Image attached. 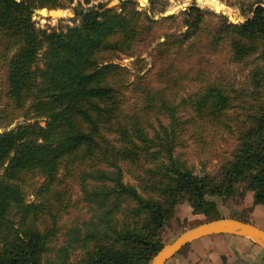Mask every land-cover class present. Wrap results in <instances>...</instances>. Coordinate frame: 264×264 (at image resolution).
Masks as SVG:
<instances>
[{
  "label": "trees",
  "instance_id": "obj_1",
  "mask_svg": "<svg viewBox=\"0 0 264 264\" xmlns=\"http://www.w3.org/2000/svg\"><path fill=\"white\" fill-rule=\"evenodd\" d=\"M64 1L0 0V125L45 118L0 131V264H148L177 203L214 218L215 197L245 188L264 204L261 0L247 2L251 17L240 22L185 8L184 28L161 34L176 14L155 19L133 0L76 8L80 29L37 26L34 8ZM141 44L152 45L149 66ZM121 55L142 68L133 73ZM211 129L234 144L214 171L197 173L175 149ZM27 172L47 181L33 201ZM79 200L102 211L82 232L62 223Z\"/></svg>",
  "mask_w": 264,
  "mask_h": 264
},
{
  "label": "rangeland",
  "instance_id": "obj_2",
  "mask_svg": "<svg viewBox=\"0 0 264 264\" xmlns=\"http://www.w3.org/2000/svg\"><path fill=\"white\" fill-rule=\"evenodd\" d=\"M121 0H65L64 5H56L63 8L65 11L60 17H49L37 13V17L33 18L36 21L37 26L55 27L69 31V28L77 27L80 29L79 21L75 17V9L79 7H89L104 3L105 6L114 2L113 5H118ZM137 7L147 12L152 18L158 19L163 15L174 13L176 18L173 20H166L160 28L156 29V32L161 34L163 31L183 29L181 22V11L191 6H198L203 10H209L216 13L224 14L232 22H240L251 17L252 11L251 6L247 5L244 0H217L220 6L217 4L204 3L205 0H133ZM215 1V0H214ZM264 6V0L260 2ZM46 6V5H44ZM46 6V7H56ZM112 6V5H111ZM36 7L35 9H39ZM233 10V11H232ZM68 13H71L68 14ZM207 25H210V20L216 19L210 15L206 16ZM163 39V36L158 38ZM152 45L141 44L137 47V51L141 52V56L147 62V66L151 64V57L147 55L148 50H151ZM45 48L41 49L40 53ZM135 56L121 55L119 58H115V61L121 63L123 66L128 67L133 73H136L142 68V64L134 62ZM217 59L219 62L225 61L226 58L223 55H218ZM43 60H39L41 66ZM225 64V63H224ZM140 65V66H139ZM144 70V69H143ZM2 78V70L0 68V79ZM135 98L129 97L127 100L128 104H132ZM30 116V115H29ZM37 121L41 125L45 124L44 117H25L24 115H17L11 120H6L0 125V131L8 130L16 124L21 122H32ZM224 130H207L202 133V142H194L188 137L184 144L176 147L175 152L180 155V159L185 160L189 166H192L194 171L197 173L202 170L209 172L214 171L220 160L229 156L231 148L234 144L233 134ZM186 136V135H185ZM124 179L127 181H133L132 177L125 173ZM24 183L22 184L23 195L26 201H33L41 197V190L47 186L45 175L39 173L27 172ZM241 189V187H240ZM243 193H237L235 195H229L225 197H215L218 205V213L221 215L234 216L249 221L264 228V204L254 203L253 192L250 189L242 188ZM214 198V197H213ZM102 211L93 204H87L86 201L79 200L72 207L69 208L67 213L63 215V222L66 227L72 226L79 230L84 231L87 226L97 224L101 219ZM207 219V216L203 213H193L189 204L184 201L177 203L174 208L173 216L167 221L164 228L162 229V237L164 242L170 241L174 238L181 230L192 226L202 220ZM74 233V231H73ZM76 234V233H74ZM213 238V237H208ZM221 238L215 247L209 241L206 243H199L197 250L191 247V243L184 246L178 253L177 258L183 254H187L190 249L194 253L195 264H214L209 257V252L213 258L219 260V264H227L238 259L239 254H259L264 259V249L253 242L249 237L238 236L231 233H223L218 236ZM59 240V239H58ZM205 240V239H204ZM231 242V243H230ZM233 243V246L231 245ZM59 244V243H58ZM75 245L76 241H72ZM197 244L194 242V245ZM256 253H255V251ZM237 254H236V253ZM210 254V255H211ZM49 256H52V252H48ZM250 256V255H249ZM172 260H175L172 259ZM173 262V261H170ZM257 263V262H256ZM194 264V263H192Z\"/></svg>",
  "mask_w": 264,
  "mask_h": 264
},
{
  "label": "water",
  "instance_id": "obj_3",
  "mask_svg": "<svg viewBox=\"0 0 264 264\" xmlns=\"http://www.w3.org/2000/svg\"><path fill=\"white\" fill-rule=\"evenodd\" d=\"M114 2L106 5L111 6ZM60 6L33 9L32 18L37 17V13L49 17H60ZM71 15V13H68ZM215 233H231L238 236L249 237L254 243L264 249V228L252 221L244 220L234 216L220 215L214 218H207L192 226L181 230L170 241L163 242L162 245L152 255L148 264H164L167 259L178 252L187 243L199 237L215 234Z\"/></svg>",
  "mask_w": 264,
  "mask_h": 264
},
{
  "label": "crops",
  "instance_id": "obj_4",
  "mask_svg": "<svg viewBox=\"0 0 264 264\" xmlns=\"http://www.w3.org/2000/svg\"><path fill=\"white\" fill-rule=\"evenodd\" d=\"M221 235H223V233H215V234L205 235V236L199 237L195 240H192L191 242H189V244L191 243L190 244L191 247L192 248L196 247L195 249L197 250V247L200 246V245H198L200 242L206 243V241H209L212 244V247H215L214 244H217L219 241H221V238H218V236H221ZM208 237H213V238H208ZM194 242H196L197 244L194 245ZM231 245L233 246V243ZM178 252H176L173 256H171L169 259H167L164 264H192V263L195 264L196 261L194 259V253L190 249L188 250L187 254H183V255L179 256V258L176 259ZM245 253L239 254L237 260L232 261L231 263L228 262L227 264H264V259L259 254H245ZM255 253H256V251H255ZM210 254L211 253L209 252L208 255L214 264L222 263V262H219V260H216L215 258H213L212 254L211 255ZM174 258H175V260H172ZM170 261H173V262H170Z\"/></svg>",
  "mask_w": 264,
  "mask_h": 264
},
{
  "label": "bare ground",
  "instance_id": "obj_5",
  "mask_svg": "<svg viewBox=\"0 0 264 264\" xmlns=\"http://www.w3.org/2000/svg\"><path fill=\"white\" fill-rule=\"evenodd\" d=\"M65 10L63 9V11L61 10V14H62V12H64Z\"/></svg>",
  "mask_w": 264,
  "mask_h": 264
}]
</instances>
